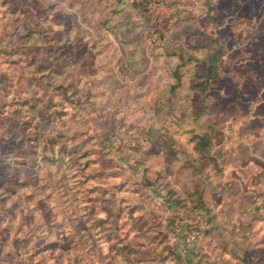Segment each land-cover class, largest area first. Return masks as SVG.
I'll return each instance as SVG.
<instances>
[{"label": "rangeland", "instance_id": "obj_1", "mask_svg": "<svg viewBox=\"0 0 264 264\" xmlns=\"http://www.w3.org/2000/svg\"><path fill=\"white\" fill-rule=\"evenodd\" d=\"M0 264H264V0H0Z\"/></svg>", "mask_w": 264, "mask_h": 264}, {"label": "trees", "instance_id": "obj_2", "mask_svg": "<svg viewBox=\"0 0 264 264\" xmlns=\"http://www.w3.org/2000/svg\"><path fill=\"white\" fill-rule=\"evenodd\" d=\"M210 42H212V43L214 42L217 45L216 46V49L217 48H220L222 46L221 43L219 42V40L214 39V41H212L210 39ZM215 53H217V52L214 51V54ZM216 55H218V53ZM217 59L208 58V60L211 62V65H213L214 67L217 66L215 69L219 70V68L221 67V65H220V63H221L220 62L221 56L219 55ZM208 60H204V61L208 62ZM216 60L218 61V63H216L217 62ZM205 136H206V134L200 133V134H196L195 138H199V140L201 141V143H204V141L206 140L205 139L206 138ZM210 143L211 142H209V144Z\"/></svg>", "mask_w": 264, "mask_h": 264}, {"label": "built area", "instance_id": "obj_3", "mask_svg": "<svg viewBox=\"0 0 264 264\" xmlns=\"http://www.w3.org/2000/svg\"><path fill=\"white\" fill-rule=\"evenodd\" d=\"M194 237V236H193Z\"/></svg>", "mask_w": 264, "mask_h": 264}]
</instances>
